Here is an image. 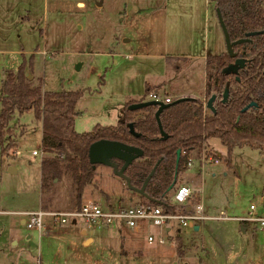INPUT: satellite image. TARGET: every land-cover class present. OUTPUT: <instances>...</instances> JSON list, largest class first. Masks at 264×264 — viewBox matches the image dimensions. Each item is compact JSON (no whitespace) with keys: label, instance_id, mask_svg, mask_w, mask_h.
<instances>
[{"label":"rangeland","instance_id":"374dc122","mask_svg":"<svg viewBox=\"0 0 264 264\" xmlns=\"http://www.w3.org/2000/svg\"><path fill=\"white\" fill-rule=\"evenodd\" d=\"M77 1L0 0V95L7 72L25 62L44 90L84 91L76 105L81 111L75 117L78 132L90 131L95 124H115L118 105L141 98L146 86L151 90L159 82L165 84L158 90L161 95L183 90L200 94L203 59L197 56L225 50L214 0H82L83 7ZM199 98L208 99L206 93ZM11 127L19 154L0 153V209L29 206L35 208L29 212H36L41 199L54 211L76 209L78 187L71 175L50 181L48 190L42 186L41 162L49 154L43 151L42 123L35 112L16 113ZM206 142L218 152L220 163L205 167L203 176L190 170L178 177V184L191 187L202 181L206 219L195 221L198 230L180 227L165 236L164 244H149L144 227L83 217L74 225L68 217L56 235L41 237L30 230L33 238L24 240V258L28 264H264V229L249 220L248 213L254 203L257 214L264 216V153L236 146L227 154L218 138ZM34 150L39 154L33 155ZM224 163L229 174L220 169ZM11 167L16 172H10ZM123 182L110 167L98 164L82 199L97 201L104 210L109 203L117 208L140 200L136 194L133 201L128 199ZM220 211L226 219H217ZM4 217L0 213V219ZM43 220L54 227L51 215ZM85 237L92 238L88 245ZM3 256L0 253V264L18 261Z\"/></svg>","mask_w":264,"mask_h":264},{"label":"trees","instance_id":"16d2710c","mask_svg":"<svg viewBox=\"0 0 264 264\" xmlns=\"http://www.w3.org/2000/svg\"><path fill=\"white\" fill-rule=\"evenodd\" d=\"M214 2L220 9L231 40L242 38L246 32L264 29V0ZM234 51L247 57L245 66L236 73L223 72L234 61L225 50L206 55L204 93L207 98L215 95L214 110L207 114L204 101L199 97L187 96L184 100L175 101L176 97L159 113L165 138L160 134L155 117L157 105L128 109L130 103L145 100L144 97L150 93L148 86L141 98L125 101L116 124H95L90 131L78 132L75 129L76 105L84 91L44 90L41 82L29 78L32 69L28 70L23 62L17 70L7 72L2 83L1 156L11 155V150L18 146L11 127L14 115L34 111L36 119L42 123L43 151L50 155L41 162L42 186L47 190L50 181L71 175L78 187L76 209H80L84 190L92 182L97 167L90 163V144L98 139H110L137 146L143 151L124 173L133 186L140 187L154 169L144 189L149 198L142 199L154 204H157L155 200L163 203L162 198H167L169 191L179 183L178 177L185 170L188 155H198L203 143L210 138H218L227 154L236 146H248L264 153V33L252 36L248 43L235 45ZM226 87L228 96L223 101ZM258 96L260 99L257 101ZM253 100L258 106L242 110ZM129 122L133 123L136 132L141 133L139 137L129 132ZM177 150L180 151L179 156ZM117 162L121 164V161ZM49 205V202L42 203L44 209ZM167 205L163 204L165 209Z\"/></svg>","mask_w":264,"mask_h":264},{"label":"built area","instance_id":"2783aa9c","mask_svg":"<svg viewBox=\"0 0 264 264\" xmlns=\"http://www.w3.org/2000/svg\"><path fill=\"white\" fill-rule=\"evenodd\" d=\"M151 100L168 103L173 100L168 95H161L159 92H150L148 94ZM204 110L207 114L210 109L206 107V100H203ZM34 154H39L37 150ZM220 163V156L217 152L210 149L207 142L203 143L198 155H188L185 170L191 169L195 165L198 166L201 176H203L205 167ZM202 183V181H200ZM201 183L196 187H191L186 183L175 185L168 193L167 198H162L163 203H150L144 199L130 200L133 204L112 206L104 210L97 201H88L81 205L80 209L69 211H45L28 212L26 226L29 229L35 228L40 235H46L51 232V228L47 225L43 217L49 214L53 217V226L59 227L67 223L68 217L77 219L83 217L90 222L97 220L112 223L114 220H120L128 227L137 228L139 226L146 228V240L149 244H164L165 236L172 231H179L180 227H190L196 225L195 221L205 220L204 204L202 201ZM167 205L166 209L163 204ZM249 220H255L259 223L261 229H264V216L257 214V206L254 203L249 205ZM227 218L225 211H220L218 218L224 220ZM246 221V220H243ZM150 228L155 229V233L150 232Z\"/></svg>","mask_w":264,"mask_h":264},{"label":"water","instance_id":"95a60500","mask_svg":"<svg viewBox=\"0 0 264 264\" xmlns=\"http://www.w3.org/2000/svg\"><path fill=\"white\" fill-rule=\"evenodd\" d=\"M216 15L218 18L219 25L221 27L223 37H224V43H225V50L229 57L233 58L234 61L230 64H228L224 69V73H236L240 68H242L246 62V59L240 55L238 52L234 51V46L241 44L243 42L249 41L252 36H255L257 34H262L264 33L263 30H256V31H249L245 33V36L242 38H238L235 40H231L230 35L228 33V30L226 28V25L222 19L221 12L219 8L215 9ZM29 78H32V75H29ZM228 96V88L226 87L223 91V98L222 100L225 101ZM187 96L179 97L175 101H181L186 99ZM215 99V95L212 94L206 101V107L210 109V111L214 110L213 107V101ZM254 102H250L247 106H245L242 110H245L249 106L253 105ZM148 105H157V110L155 112V117L158 121L159 129H160V134L163 138L166 137V134L162 130L160 120H159V113L160 111L167 106L166 103H162L160 101L156 100H143L140 102H133L128 105V109L134 110V109H139ZM129 128V132L136 136L139 137L141 133L136 132L133 126L132 122H129L127 124ZM143 151L133 145H128L126 143L116 141V140H110V139H98L93 141L90 144L89 147V159L90 163L95 166L98 164L108 166L112 169V172L114 175L118 176L121 178L125 184L126 187L128 188L130 193H137L141 195L144 198H149L146 193L144 192L145 186L147 185L148 181L150 180L151 176L154 173V169H152L147 177L144 179L142 185L140 187H135L130 183V179L128 176L125 175L124 171L128 165H130L135 159L139 158L142 155ZM180 151L177 150V155L179 156ZM117 160L121 161V164L119 165ZM11 172H15L16 169L12 167L10 169ZM157 203H160V200H155ZM263 204H264V199H263ZM246 225V223H244ZM198 225H194L193 229L198 230Z\"/></svg>","mask_w":264,"mask_h":264},{"label":"crops","instance_id":"0c3cea01","mask_svg":"<svg viewBox=\"0 0 264 264\" xmlns=\"http://www.w3.org/2000/svg\"><path fill=\"white\" fill-rule=\"evenodd\" d=\"M76 5L77 6H80V7H83V6H85V2L82 1V0H78L76 2ZM100 5H101V3H100ZM208 53L209 52H207L206 54H203V55H200L199 54L198 56L197 55L193 56V57H196L197 56L198 59L199 58H202L203 59V72H202L203 73V75H202V85H203V87H199V89L201 88V90H202L201 93L200 94H195L194 92H192V90H183L182 92L174 93L172 95L168 93L167 94L168 96L172 97L173 99H174V97L179 98V97H183V96L203 97V94H204V91H205V83H206V77H205V60H206V55ZM182 58L185 59L184 62H187L186 61L187 60V57L186 56H184ZM175 68H178V67H175ZM163 83H165V81ZM155 85H157V87ZM155 85H154L155 88L151 89L150 92H155V90H157L156 92H159L158 90L161 87H163L165 84L163 85L162 83L159 82L158 84H155ZM167 86L170 87V88L173 87L171 82H169ZM124 103H125V101L123 100V105H121V104L118 105V111H119L118 114H117V119L118 120L120 118L121 111H122V109L124 107ZM78 113H81V111L78 112ZM107 125H113V124H107ZM13 154L14 155L19 154V150L18 149H15V151L13 152ZM33 155H38V154H34L33 153ZM48 156H50V155H48ZM224 164L225 165H223L220 169L223 171V174H226V173L229 174L228 169L226 168V163H224ZM10 169H12V167ZM190 170H194L195 175H201L200 172H199V168H198L197 165H195L191 169L184 170V172L185 171H190ZM12 173H14V172H12ZM112 174L114 175L113 172H112ZM212 175H215V173L212 172ZM114 176H116V175H114ZM124 186L125 185H124V182H123V189H124ZM108 197H110V196L108 195ZM128 199L129 200H133V197L131 198L129 196ZM82 202L84 203V200L83 199H82ZM42 203L43 202H42V199H41L40 206H41V209L42 210H45V211H54V209H52V208L44 209L42 207ZM109 205L111 206L110 203H109ZM230 206L233 207L234 204L233 203H230ZM48 209H51V210H48ZM33 210H35V208L29 207V206H27L24 209H19V210H8V209H3V208L0 209V213L2 215L6 216L3 219H0V225H1V229H0V240L2 239V243H0V250L3 252V254H2V252H0V253H1L2 256L4 255L3 257L6 258L7 260L11 256L12 258H14V257L17 258L18 261L16 263H18V264H28V260L26 258H24V256L26 255V253L24 252V247H25L24 240L25 239L29 240V239H32L33 238V235L30 233V230H36V231H38L35 228L29 229L26 226V221L28 219V214L27 213L29 211H33ZM77 223H78V218L77 219H73V224L76 225ZM64 228H65L64 226H59V227H55V228L52 227L51 228V232L49 234H46V235H49V237L52 236V235H56L58 232H62L64 230ZM86 232H87V230L85 228H83L82 229V233L83 234H86ZM39 235H40V232H39ZM40 236L42 237L44 235H40ZM91 240H92L91 237H85L83 239V243L86 244V245H88ZM32 257H33V255H32ZM16 263H15V261H13V264H16Z\"/></svg>","mask_w":264,"mask_h":264},{"label":"flooded vegetation","instance_id":"af4514ba","mask_svg":"<svg viewBox=\"0 0 264 264\" xmlns=\"http://www.w3.org/2000/svg\"><path fill=\"white\" fill-rule=\"evenodd\" d=\"M244 36H245V35H244ZM244 36H243V37H244ZM250 39H251V38H250ZM248 42H250V40H249V41H246V42H243V43H241V44H245V43H248ZM225 51H226V50H225ZM240 55H242V56L246 59V61H247V57H246V55H244V54H242V53H241ZM245 64H246V62H245ZM245 64H244V66H245ZM244 66H243V67H244ZM243 67H242V68H243ZM240 69H241V68H240ZM259 99H260V97L258 96V97L256 98V100L258 101ZM251 102H254V104L251 105V106H249V107H256V106H258V103H257L255 100H253V101H251ZM248 104H249V103H248ZM248 104H247V105H248ZM247 105H246V106H247ZM263 105H264V101H263ZM249 107H248V108H249ZM246 109H247V108H246ZM127 189H128V188H127ZM128 191H129V190H128ZM134 194H136V195H138V197L142 198L141 195H139V194H137V193H134ZM129 196H130L131 198L133 197L132 195H129Z\"/></svg>","mask_w":264,"mask_h":264}]
</instances>
